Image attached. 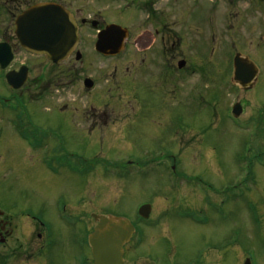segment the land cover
Segmentation results:
<instances>
[{
	"label": "rangeland",
	"instance_id": "1",
	"mask_svg": "<svg viewBox=\"0 0 264 264\" xmlns=\"http://www.w3.org/2000/svg\"><path fill=\"white\" fill-rule=\"evenodd\" d=\"M184 7L192 8L190 29L177 52L188 68L171 78L162 63L160 76L146 78L134 99L123 85L127 54L102 58L91 45L76 74L53 82L45 94L24 87L14 97L20 90L13 92L0 71V97L10 99L0 98V209L23 224L35 217L47 225L49 264H72L82 255L85 234L75 222L84 209L110 203L103 212L137 225L130 243L137 250L128 259L149 254L151 264H264V166L250 172L243 162L256 156L254 146L264 152V128L247 123L264 104V80L250 94L232 81L237 50L264 77V0H178L177 17ZM42 65L35 64L37 72ZM89 74L98 83L92 92L81 85ZM244 97L235 120L230 105ZM117 101H130L133 111L117 123L99 118V136L112 140L95 143L87 112L79 122L75 108ZM259 158L264 164V154ZM122 163L125 170H116ZM144 203L153 204L147 221L138 213ZM55 254L66 257L53 261Z\"/></svg>",
	"mask_w": 264,
	"mask_h": 264
},
{
	"label": "flooded vegetation",
	"instance_id": "2",
	"mask_svg": "<svg viewBox=\"0 0 264 264\" xmlns=\"http://www.w3.org/2000/svg\"><path fill=\"white\" fill-rule=\"evenodd\" d=\"M161 1L163 0H0V71L5 81L8 73L17 74L20 72L22 66L26 67L25 70L28 74L27 81L21 88H11L13 92L20 90V93L15 92L13 96L24 95V87L25 89L27 88L26 91L28 92L35 86L38 87L35 93L45 94L53 82L70 80L71 78L69 77L75 75L77 69L80 68L76 67V63L83 60L86 56V51L90 49V45L92 49L95 47L98 33L106 30L112 24L124 28L127 32L125 49L122 52L127 54L123 58L125 60V65L122 69L123 85L126 88H130L132 99H134L133 95L136 88L141 83H144L146 78L150 76L153 79L160 76L162 73L160 65L162 63L167 64L169 67L171 78H177L180 71L188 68L186 65L187 59L182 56L179 57L177 47L181 45L184 37L187 35V30L190 29L189 22L187 21L192 8H182L183 13L180 17H177L179 10L178 0H166L168 4L165 3L164 6L159 5ZM37 4L58 6L62 12L72 17L74 26L77 29L78 42L76 47L70 52L69 56L60 62L54 63L47 55L34 54L24 49L20 43L17 27L18 18ZM222 16L224 17L225 15L222 14ZM176 26L181 27L182 30H177ZM78 51L82 54L80 59L76 57ZM236 54H240L242 58L252 59L249 54L240 52L239 50L235 51L232 57L234 58ZM106 58L116 60L119 58V55ZM8 62L9 65L3 68L2 64ZM180 62H183L184 65L179 68L178 64ZM36 63H44L41 66L43 71H36L39 68L35 66ZM80 70L83 71L84 67ZM113 71L117 72V67H113ZM261 76L262 73L260 68H258V74L250 82L251 86L249 89H244L234 82L233 84L240 88L241 91L250 94L264 80V77ZM88 78H91L93 83L91 88L85 87V84L89 82L86 81ZM81 85L90 92L96 90L98 87L95 77L91 74L82 79ZM259 95L264 100V96ZM0 98L3 102L10 101L8 98ZM246 101L245 97L235 101V104L240 106L238 107L240 109L238 116H235L232 110L233 105H230L231 115L234 119L236 118L235 120H238L237 118L243 114ZM122 102L91 104L84 106V108H75V116L80 118L79 122L83 118L82 113L87 112L85 114V118H88L87 128L89 129L87 131L90 134L96 132L98 135L94 136L95 143L98 140L104 141L106 138L109 139V137L99 136L100 132L98 131V126H96L99 118L111 119V121L117 123L130 116V112L133 111L131 109L132 104H130V101L127 103ZM89 117L93 119L90 120ZM247 123L249 126L252 125L251 127L254 126L257 129L259 127L260 129L264 128V104L262 105V109L258 110L256 118L251 119ZM119 139L120 137H116V141ZM255 139L258 140V138ZM109 140L112 139L110 138ZM254 143H256V140ZM254 149L257 150L256 156L252 157L249 161L243 159V162H250V165L248 164L250 172L254 171L256 166H264L261 162L262 159L259 158V156H263L264 152L259 151L257 146H254ZM125 166L122 163L116 170H125ZM104 170L102 169L101 173L106 174ZM109 205L106 204L105 206ZM105 206L89 213L84 209L85 213L80 215L79 220L75 222L79 233L81 235L85 234V238L81 240L82 243L80 242L83 254L74 259L75 263L72 260V264H78V262H81V264H95L92 249L88 242L89 235L95 230L97 225V222L92 217V213L109 214V212H103ZM147 220L142 219L141 221ZM134 226L136 231L130 242L124 246V264H151L153 259L152 255L149 254L137 255L131 259L126 257V254L132 255L137 250V247H130V243L138 232L137 225L134 224ZM47 236V225L41 219L31 217L30 220H26L23 224L22 221L17 219L16 215H9L6 211L0 209V264H49L50 261L48 257H45L44 253V248L48 243ZM151 239V242H155L153 237ZM65 257L63 254H55L53 261L57 259L64 261Z\"/></svg>",
	"mask_w": 264,
	"mask_h": 264
},
{
	"label": "water",
	"instance_id": "3",
	"mask_svg": "<svg viewBox=\"0 0 264 264\" xmlns=\"http://www.w3.org/2000/svg\"><path fill=\"white\" fill-rule=\"evenodd\" d=\"M72 17L62 12L58 6L38 4L18 18L17 27L22 46L35 54H47L54 62L65 58L75 46L78 35ZM126 31L119 26L111 25L99 35L96 49L104 55L118 54L124 48ZM80 53L77 58H80ZM8 63H3L6 68ZM184 63L180 62L179 66ZM234 79L244 88L251 86L250 82L257 74V67L247 58L239 55L234 59ZM26 68L17 73L6 75L13 88L21 87L27 80ZM88 86H92L89 83ZM239 105L234 106V114L239 115ZM151 210L149 204L140 207L139 214L148 217ZM98 225L89 236L96 264H123V246L132 236L134 226L122 217L93 214ZM244 264H251L247 259Z\"/></svg>",
	"mask_w": 264,
	"mask_h": 264
}]
</instances>
